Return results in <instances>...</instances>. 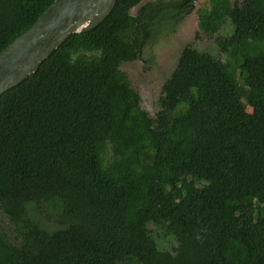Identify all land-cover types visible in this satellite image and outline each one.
Returning a JSON list of instances; mask_svg holds the SVG:
<instances>
[{"label":"trees","instance_id":"obj_1","mask_svg":"<svg viewBox=\"0 0 264 264\" xmlns=\"http://www.w3.org/2000/svg\"><path fill=\"white\" fill-rule=\"evenodd\" d=\"M54 1L0 0V52ZM142 1L117 0L0 95V210L18 232L0 231V264H264V0L199 9L200 31L231 25L226 59L187 45L155 116L121 65L194 4Z\"/></svg>","mask_w":264,"mask_h":264},{"label":"rangeland","instance_id":"obj_2","mask_svg":"<svg viewBox=\"0 0 264 264\" xmlns=\"http://www.w3.org/2000/svg\"><path fill=\"white\" fill-rule=\"evenodd\" d=\"M146 1L154 0H143L142 3ZM192 1L194 8L189 14L179 21L164 16L154 28L152 38L146 44L141 57L134 61H126L121 65L132 85L141 94L142 106L149 115L155 116L159 110V98L162 95L163 85L176 68L179 57L187 45H192L202 51H211L216 56L226 59V55L218 46L217 37L230 35L231 25L227 24L220 32L213 35L200 31L198 11L200 8L207 7L209 0ZM232 1L240 4L243 0ZM137 8L136 6L131 12L135 14ZM247 110L251 112L252 107L247 106ZM34 209L37 215L52 228L62 226L57 210L47 212L39 206ZM150 226L160 248L172 250L177 245V240L173 235L165 233L162 228L154 224ZM0 231L4 232L10 241L18 242L16 226L1 210Z\"/></svg>","mask_w":264,"mask_h":264},{"label":"water","instance_id":"obj_3","mask_svg":"<svg viewBox=\"0 0 264 264\" xmlns=\"http://www.w3.org/2000/svg\"><path fill=\"white\" fill-rule=\"evenodd\" d=\"M117 0H55L24 33L0 52V95L18 85L73 33L89 31Z\"/></svg>","mask_w":264,"mask_h":264}]
</instances>
